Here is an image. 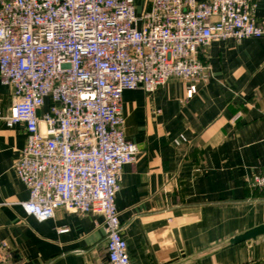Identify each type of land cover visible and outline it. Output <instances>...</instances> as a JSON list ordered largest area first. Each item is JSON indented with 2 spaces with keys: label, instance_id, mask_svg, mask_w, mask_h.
I'll list each match as a JSON object with an SVG mask.
<instances>
[{
  "label": "crops",
  "instance_id": "obj_1",
  "mask_svg": "<svg viewBox=\"0 0 264 264\" xmlns=\"http://www.w3.org/2000/svg\"><path fill=\"white\" fill-rule=\"evenodd\" d=\"M133 2L141 14L148 0ZM252 15L264 29V0ZM198 57L206 68L189 98L178 77L122 93L123 133L138 148L115 195L130 264L201 255L264 223V188L249 184L264 172V33L212 41ZM11 99L0 81V264H109L101 213L58 207L38 220L23 210L29 192L13 164L26 129L4 123ZM185 264H264V234Z\"/></svg>",
  "mask_w": 264,
  "mask_h": 264
},
{
  "label": "built area",
  "instance_id": "obj_2",
  "mask_svg": "<svg viewBox=\"0 0 264 264\" xmlns=\"http://www.w3.org/2000/svg\"><path fill=\"white\" fill-rule=\"evenodd\" d=\"M253 7L148 0L138 14L133 0H0V81L12 89L3 121L26 129L13 164L29 192L25 213L44 220L58 207L99 212L108 263L130 264L115 195L138 148L123 133L122 93H151L178 77L191 97L206 68L200 47L264 33ZM249 184L264 188V172Z\"/></svg>",
  "mask_w": 264,
  "mask_h": 264
},
{
  "label": "water",
  "instance_id": "obj_3",
  "mask_svg": "<svg viewBox=\"0 0 264 264\" xmlns=\"http://www.w3.org/2000/svg\"><path fill=\"white\" fill-rule=\"evenodd\" d=\"M264 234V223H261L259 225H256L250 229H247L246 231L239 233L237 235H234L232 237H229L228 239L224 240L220 244L216 245L212 249H208L205 251V253L201 255H192L188 257H184L174 263L171 264H185L189 261H196L197 259H200L201 257L205 256L206 254H210L212 252H216L226 246H232L241 242H246L248 244H252V242L260 235Z\"/></svg>",
  "mask_w": 264,
  "mask_h": 264
}]
</instances>
